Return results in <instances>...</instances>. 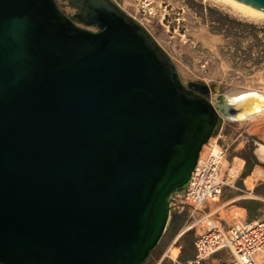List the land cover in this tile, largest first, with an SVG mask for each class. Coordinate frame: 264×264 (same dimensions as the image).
<instances>
[{
    "label": "water",
    "instance_id": "95a60500",
    "mask_svg": "<svg viewBox=\"0 0 264 264\" xmlns=\"http://www.w3.org/2000/svg\"><path fill=\"white\" fill-rule=\"evenodd\" d=\"M67 1L0 0V264H144L221 115L259 101L185 84L114 0Z\"/></svg>",
    "mask_w": 264,
    "mask_h": 264
},
{
    "label": "rangeland",
    "instance_id": "374dc122",
    "mask_svg": "<svg viewBox=\"0 0 264 264\" xmlns=\"http://www.w3.org/2000/svg\"><path fill=\"white\" fill-rule=\"evenodd\" d=\"M58 2L68 14L76 11L67 0H58ZM118 2L119 4L116 2L118 5L146 26L167 50L185 84L191 81L202 82L211 87L209 93L211 100L215 95L235 87L264 89V63L253 64L247 56V47L251 44V39L244 38L241 50L238 49L235 45L236 39H225L223 34L215 31L217 27L215 20L223 14H228L229 19L237 18L259 26L264 25V21L251 20L238 14L229 4L211 0H154L152 13L143 12L133 0H118ZM85 27L98 30L95 25ZM256 50L258 51L256 55L262 54L261 46ZM258 118L264 119V113L258 115ZM250 120L232 121L221 115L219 124L223 122L225 128L221 136L216 128L211 137L212 140L218 137L226 148L225 166L233 169L232 174L236 173L240 164L256 158L257 142L264 144L260 137L245 131L246 123ZM184 189L179 188L171 195L167 229L146 264H153L162 252L163 255L173 238L184 229L189 217ZM175 215L179 217L177 218L179 227L174 231L171 222ZM222 222L226 223L224 220ZM195 238V228L185 230L170 252L175 254L172 252L174 248L176 251L177 249L191 251Z\"/></svg>",
    "mask_w": 264,
    "mask_h": 264
},
{
    "label": "built area",
    "instance_id": "2783aa9c",
    "mask_svg": "<svg viewBox=\"0 0 264 264\" xmlns=\"http://www.w3.org/2000/svg\"><path fill=\"white\" fill-rule=\"evenodd\" d=\"M114 1L119 4L118 0ZM133 1L143 12L154 10V0ZM225 159L224 145L218 137L210 138L184 187L185 204L189 209L184 230L195 228L194 255L183 259L168 249L158 264L163 260H167V264H264V215L227 224L216 218L214 211L207 210V203L218 201L229 184V166H225ZM222 250H227L232 259L213 263L212 257Z\"/></svg>",
    "mask_w": 264,
    "mask_h": 264
},
{
    "label": "crops",
    "instance_id": "0c3cea01",
    "mask_svg": "<svg viewBox=\"0 0 264 264\" xmlns=\"http://www.w3.org/2000/svg\"><path fill=\"white\" fill-rule=\"evenodd\" d=\"M246 123L245 131L252 135H257L264 142V119H251ZM223 122L217 126L219 136L224 130ZM260 142H257L258 147ZM256 148L255 155L251 161H246L239 165L236 173L232 174V168L229 166V184L224 188L221 197L217 201L207 203V210L214 211V216L220 220H224L227 224L235 223L239 220H252L264 215V158L258 153ZM220 201V202H219ZM184 229L181 230L171 241L168 249H172L174 244L183 235ZM177 248V247H176ZM174 250V251H173ZM173 253L183 259L192 257L195 247L191 251H181L174 248ZM163 253V252H162ZM159 256L153 264H158L163 255ZM232 259L231 254L227 250H222L212 257L213 263L226 262ZM161 264H167V260H163Z\"/></svg>",
    "mask_w": 264,
    "mask_h": 264
},
{
    "label": "trees",
    "instance_id": "16d2710c",
    "mask_svg": "<svg viewBox=\"0 0 264 264\" xmlns=\"http://www.w3.org/2000/svg\"><path fill=\"white\" fill-rule=\"evenodd\" d=\"M215 21L217 22V27H215V31L223 34L225 39H230V38L236 39L235 45L240 50L242 47L243 39L250 38L251 44L247 47L248 59L253 64L264 63V25L259 26L256 23L244 22L237 18L229 19L228 14L221 15V17L219 19H216ZM259 46L262 47V54L256 55V52L258 53L256 49ZM177 218H179L178 215L177 216L175 215V217L171 222V226L174 231L177 230L179 227V223H177L178 222ZM152 251L150 252L149 256L151 255ZM146 261L144 264H146Z\"/></svg>",
    "mask_w": 264,
    "mask_h": 264
},
{
    "label": "bare ground",
    "instance_id": "6f19581e",
    "mask_svg": "<svg viewBox=\"0 0 264 264\" xmlns=\"http://www.w3.org/2000/svg\"><path fill=\"white\" fill-rule=\"evenodd\" d=\"M214 2H225L232 6L238 14H241L251 20L254 21H264V11L259 9L253 8L239 0H211ZM230 100L234 103H241L245 99H252L259 101L258 102V109L254 112L244 113L243 118L240 120H250L256 119L258 115L264 113V89L254 88V87H245L240 88L236 91L229 93ZM247 107L251 108L253 106V101L247 103ZM251 121V120H250ZM257 153L264 158V144H260V147L257 150Z\"/></svg>",
    "mask_w": 264,
    "mask_h": 264
},
{
    "label": "flooded vegetation",
    "instance_id": "af4514ba",
    "mask_svg": "<svg viewBox=\"0 0 264 264\" xmlns=\"http://www.w3.org/2000/svg\"><path fill=\"white\" fill-rule=\"evenodd\" d=\"M73 7H75L76 11L81 9L80 6H77L76 4L72 3L71 1H68ZM164 236V235H163Z\"/></svg>",
    "mask_w": 264,
    "mask_h": 264
}]
</instances>
